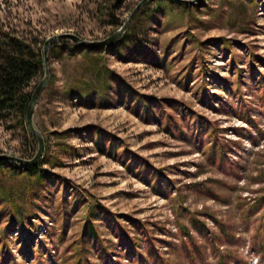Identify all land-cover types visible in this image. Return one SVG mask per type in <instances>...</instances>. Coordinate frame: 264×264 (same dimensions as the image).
<instances>
[{"label":"rangeland","instance_id":"374dc122","mask_svg":"<svg viewBox=\"0 0 264 264\" xmlns=\"http://www.w3.org/2000/svg\"><path fill=\"white\" fill-rule=\"evenodd\" d=\"M128 20L50 46L40 168L1 160L0 264H264V0H0L43 53ZM21 120L0 157L37 155Z\"/></svg>","mask_w":264,"mask_h":264},{"label":"trees","instance_id":"16d2710c","mask_svg":"<svg viewBox=\"0 0 264 264\" xmlns=\"http://www.w3.org/2000/svg\"><path fill=\"white\" fill-rule=\"evenodd\" d=\"M39 43L5 32L0 27V119L17 115L25 125L33 96L28 89L44 66V53ZM6 164L8 162L0 161V166ZM40 165L41 161L30 167L29 172H37Z\"/></svg>","mask_w":264,"mask_h":264},{"label":"water","instance_id":"95a60500","mask_svg":"<svg viewBox=\"0 0 264 264\" xmlns=\"http://www.w3.org/2000/svg\"><path fill=\"white\" fill-rule=\"evenodd\" d=\"M135 13L136 12H134V14ZM134 14H133L132 18L134 17ZM129 21L130 20H128L126 22V24L124 25L122 30H120L114 37H112L111 39L104 41V42H95V43L85 42L73 34H64V35L56 36V37L50 38L49 40L46 41L45 46H44V66H45L46 75H45L44 80L40 83V85L36 88L35 92L33 93V96H32L31 102L29 104L28 111H27V127H28V130L30 131V133L38 140L39 151H38L37 155L35 156V158L31 161H26V160H23L20 158L10 157V156H1L0 161L1 160L12 161V162L19 163L23 166H34L39 161V158L41 157V155L43 153V146H44L43 139H42L41 135L39 134V132L34 127L33 118H34V112H35L36 104H37V102H38V100H39L43 90L45 89V87L48 83V80H49V73L50 72H49V68H48V52H49L50 46L54 42H57V41L62 40V39H68V40H71L73 42L85 45V46H107L110 43H113L114 41H116L118 39V37L126 30L128 24H129Z\"/></svg>","mask_w":264,"mask_h":264}]
</instances>
